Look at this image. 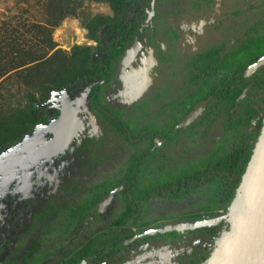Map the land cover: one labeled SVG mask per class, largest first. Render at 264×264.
Listing matches in <instances>:
<instances>
[{
	"label": "rangeland",
	"instance_id": "rangeland-1",
	"mask_svg": "<svg viewBox=\"0 0 264 264\" xmlns=\"http://www.w3.org/2000/svg\"><path fill=\"white\" fill-rule=\"evenodd\" d=\"M58 1L2 0L1 2L0 47L3 46V50H7L8 55L0 59V70L3 67L0 71V119L10 120L19 111L24 115L31 114L36 110V104L38 103L31 100L28 94H35L39 100L48 96L49 93L55 91L53 89L55 80L66 71L68 73V80L70 81L62 90L75 96L85 94V89H82L83 87L78 81L71 82L73 70L82 63L83 57L87 56L88 53L93 60L96 54L104 51V44L100 40L101 37L99 39L92 37L86 22L90 17L95 15L103 14L112 18L117 13L107 1L78 0L80 4L77 7L76 14L67 15L60 22H56L53 19L52 10ZM248 1L253 3V0ZM248 1L244 6L243 2L245 0H216L213 25L211 23L213 21L211 18L213 14H210L208 18L210 17L212 21L210 22V19H207V22L210 24L205 25L203 21L192 17L191 21L190 19L178 18L176 20L178 22L177 26L183 28L190 26L195 30V33L200 34L202 32L205 35L209 33L205 29H209L211 26L220 29L228 26L230 30L225 28L226 31L222 32L223 34H227L225 37L222 36L221 32L214 36V49H218L220 43L223 46L219 48L224 52L234 41L236 42V38L239 35H246L247 27L252 29V25L256 22L258 16H254V9L250 13L241 14L244 9H248ZM251 6H249L250 9ZM260 24L261 33L250 37V40L254 44L250 45L249 49H264V24L261 21ZM97 35L101 36V29L97 32ZM206 45L204 44L203 47H206ZM122 58L123 55L119 57V65L116 67V74L113 79L114 84L112 86L116 85L115 82L119 79ZM144 59L143 65L147 58L144 57ZM141 69L142 72H139L135 68H131V71L124 75L126 78L120 89L125 90L129 88L130 82L134 80L133 76L131 79L129 76L134 74L136 75V79L140 80L139 78H142V74L148 73L147 67L143 66ZM214 76L220 77L219 74H215V71ZM161 84L158 88H156L158 86L156 85L150 91L151 96L145 95V97L141 98L143 100L138 99L135 102L132 107L134 113L132 116H135L136 120L153 123L157 119H160V124L163 125L164 121L161 120L160 111L157 109L155 103L157 99L164 98L175 84L170 79L165 80ZM119 90L117 93L114 92L113 96L119 94ZM47 91H49L48 94ZM248 99L246 102H249V106L252 109L256 108L258 110L257 115L249 120L248 116L251 112L248 108L249 106L242 107L241 112L236 111L233 116H231L232 114L229 115L228 112L220 115L218 121L214 124V143H209V141L198 142L197 148L192 147L189 153L192 160L202 157L201 159L207 162L210 159L205 157L214 154L211 157V161H217L243 141H251L255 144L258 142L264 129V90L256 91ZM84 107L83 104L82 109L79 111V118L83 123V127L84 124L87 125L85 132L70 148L68 157H64L63 159L71 161L74 168L79 170L84 169L81 165L83 164L82 161L87 158V153L89 152L87 149L91 145H94L93 142L97 139L96 135L99 133L96 126L90 125V122L93 120L91 115L84 110ZM169 116L170 114L166 115L167 120L165 123H170L173 120L172 117L171 121H169ZM229 119L231 124H233L232 129L228 132H223L221 129L226 128V123L224 122L226 120L229 121ZM49 131L46 124L36 123L22 138L14 142L12 141L0 149V264H4L5 262L6 264H21L20 253L23 248L27 256L29 255L27 252L33 249L37 250L33 254L35 261L33 259L30 261L26 259L24 264L27 262H29L28 264H45L46 257L55 253L56 248L60 246L62 241L61 235H67V220H73L76 214L74 203L78 200L79 206H75L78 209L89 201L88 195L83 194L88 188V183L76 185L74 187L75 192H73L71 180L69 183L67 179L53 178L50 174L46 175L51 170H54V172L58 170L60 173V169L51 168V165L49 166L45 162L46 159L31 162L29 165H22L21 159L32 148L50 138ZM210 138L212 137L210 136ZM183 150L185 148L181 144L177 143L174 147L172 146L169 174L171 180H176L180 176L190 173L192 170L190 169L193 166L192 162L186 164L182 161V158L189 157L184 155ZM129 156V150L124 151L123 159H118V157L111 155L109 157L111 158L109 167L113 170L112 172L115 171V168H118L120 163L125 162ZM43 164H45V167H41ZM205 165L203 163L199 168ZM35 170L42 173H36ZM98 171L94 169L86 180L91 182L89 188H92V190L95 187H99L104 191L103 188L105 186L101 187V184H99L102 176L100 175V171ZM60 183H64V191L60 190ZM98 192L100 195L102 194L101 190ZM99 193L96 192V195H99ZM215 193L216 187L214 189H203L183 200L154 201V208L149 212V219L155 220L151 226L163 223L164 220L170 221L173 217L177 218L181 215L184 217L203 216L210 218L212 215L216 217L218 214L223 215L233 212L232 208L227 205L218 209L220 205L218 206L215 203ZM81 194L83 195L81 196ZM246 194L247 191L245 192ZM76 195L78 196L76 197ZM119 199L121 197H118V201ZM244 202L243 198L237 200L236 208L238 209V214L241 213ZM213 207L214 213L210 209ZM42 212L44 213L42 214ZM106 223L109 224V222L105 221L104 223L95 222L85 227V230L81 232L79 238L74 240L70 248L68 247L69 241L63 239L64 252L59 255L54 254V257L48 259V263H72V260L76 258V255L74 258L72 256L74 248L77 249L76 246L83 244L86 240H89L90 252L111 243L118 230L107 227L109 225ZM146 227L149 228V226H144L142 229ZM103 229L108 230L102 233ZM202 231V228L182 231L169 234L164 238L147 241V243L135 249L125 259L116 264H168L167 262L175 255L187 250H193L201 244L214 247L215 250V247L218 246L217 241L221 235L220 248L229 240V237L225 233L211 239ZM6 235H15V240L6 242L4 240L7 237ZM34 235L39 240V249L36 248L37 245L34 243L32 248H29V246L21 247L24 241ZM77 257H80V255H77ZM200 264L208 263L203 261Z\"/></svg>",
	"mask_w": 264,
	"mask_h": 264
},
{
	"label": "flooded vegetation",
	"instance_id": "flooded-vegetation-1",
	"mask_svg": "<svg viewBox=\"0 0 264 264\" xmlns=\"http://www.w3.org/2000/svg\"><path fill=\"white\" fill-rule=\"evenodd\" d=\"M247 1L248 0H245V2H243L244 6L245 3L247 4ZM215 3L216 0H150L147 10L144 12L132 13L133 16H139L141 26L132 29L134 32L132 37L127 39L124 49L112 60L114 66L111 73L104 74L100 79L95 81L98 87L95 88L93 83L83 85L82 89H85V94H82V96L81 94L75 96L70 93H65L59 98V101L52 106V109L46 108L47 114L51 116V121V119H55L60 115L58 105L61 103L63 97H69L74 101L82 99L83 101L79 106L77 116L79 118V111L84 104V110L91 115L93 120L90 122V125L96 126L99 133L96 135L97 139L93 142L94 145H91L87 149L89 150L87 158L82 161L83 164H81L84 168L83 170L75 169L71 161L63 160L64 157H68L70 148L75 141L80 139L84 134L87 125L84 124L83 127V123L78 134L72 139L68 147L45 161L49 166L51 165V168L55 167L60 169V173L58 170H55L57 172L51 170L50 172H45L46 175L50 174L53 178L67 179L69 183L71 180L73 192H75L74 187L76 185L88 183V188L83 194H87L89 197V201L81 208L77 209L75 207L78 205V200L74 203L76 214L73 220H67V235H61L62 241L60 246L56 248L55 253L46 257L44 261L45 264H49L48 259L54 257V254L59 255L64 252L63 239L69 241L68 247L70 248L74 240L80 237L85 227L95 222H109V224L106 223L109 225L107 227L118 230V234H115L111 243L102 248L95 249L92 252H90L89 240L76 246L77 249L74 248L72 252L73 258L76 255V258H74V260H76H72L73 262L70 264H91L95 259L99 258L102 260L100 264H109V262L104 261L107 260L105 256L109 254L112 249H119L122 250V252H120L116 260H114L115 263L113 264H116L125 259L128 254L135 249L147 243V241L156 238H164L169 234L182 231L185 232L202 228V232L211 239L219 237L224 232V227L227 225L223 222L215 224L214 215L210 218L203 216L184 217L181 215L177 218L173 217L170 221L164 220L165 222L163 221V223H159L155 226H151L155 220L149 219V212L154 208V201L183 200L203 189H214L216 187L215 203L218 204V206L220 205L218 209L226 205L229 206L230 204V200L228 201L222 198L223 188L213 182L205 185H196L194 187H189V185H187L189 178L195 176L196 179L200 172L208 171L212 168L214 162H216L211 161V157L214 154L205 157L210 159L207 162L201 159L202 157L192 160L189 156L191 148L195 147L196 149L199 144L198 142L201 143L202 141L214 143V124L218 121L219 116L225 112H228L229 115L232 114L231 116H233L236 111L240 113L242 107L249 106V102L246 101L249 100L248 97L251 96H249L250 87L248 86L239 94L237 105L233 106L231 104L219 103L218 107L217 105L214 106V89L223 78V76H214V36L219 32L222 33L226 31V29L230 30L228 26H225L223 29L214 28L212 26L209 29L206 28L205 30L209 31L206 35L202 32H200V34L195 33V30L190 26H185V28L177 26L178 22L176 20L178 18L190 19L191 21L192 17L196 20L203 21L205 25L210 24L207 22V19H210V17L208 18L210 14H213V16H211L213 21L210 19L213 25ZM253 3L248 1V9H244L241 14L250 13L254 9V16H258L255 24L252 25V29L247 27V33L245 32L246 35H239L236 38V42L234 41L233 44L228 47V50L241 49L247 51V53L250 51H260L257 48L254 50L252 48L249 49V47L254 44L252 40H250V37L261 33L260 21L264 24V0H253ZM250 5H252L251 9L249 8ZM173 8H179V11H175ZM104 28L101 30L100 36L102 41L104 40ZM215 30L216 32H214ZM255 30L258 31L255 32ZM225 35L227 34L222 33L223 37H225ZM209 40L211 41L208 42ZM204 44H207L206 47H203ZM222 45L223 44L219 43L218 47ZM130 49L133 58L128 60L127 57L130 53ZM119 51L118 48L117 52ZM101 53L106 54L107 51ZM121 55H123V58L119 79L116 80V85L112 86V84H114L113 79L116 74V67L119 65L118 60ZM263 56L264 54L261 57ZM144 57H146L147 60L143 65L145 61V59L143 60ZM252 64L247 66L245 70L246 76H252L264 66L259 67L255 72L248 75L246 73L247 69ZM143 66L148 68V73L145 75L142 74V78H139L140 80H137L134 74L129 76L130 79L132 76L134 78V80L130 82L129 88L125 90L120 89L126 78L124 75L131 71V68H135L139 72H142L141 68ZM168 79L175 85H173V87L170 86L171 91L167 93L164 98L157 99L155 103L157 109L160 111V118L164 121L163 125L160 124V119H157V123L140 122L136 120L135 116H132V114L134 115L132 107L135 102L138 99L143 100L141 98L145 97V95H150V91L156 85L160 83L156 87L158 88L162 85L161 83ZM118 90L119 94L113 96V93H117ZM262 90H264V88L259 91ZM248 108L250 110L251 106ZM167 114H170L168 117L169 121H171L173 117L170 123H165ZM248 117L250 120V115ZM230 119L224 122L226 123V128L221 129L223 132H228L232 129L233 124H231ZM48 124L49 123L46 125ZM217 130L220 131L219 128H217ZM49 134L51 138L53 133L49 131ZM210 136L212 138H210ZM250 142L251 141H243L241 144L231 149L230 152L240 145ZM177 143L184 146V155L189 156L182 158V161L186 164L192 162L193 166L190 168L192 169L190 173L182 175L176 180H171L169 177L170 157L172 156V146L174 147ZM91 148L92 150H90ZM125 150L130 151L129 158L126 159L125 162L120 163L118 168H115V171L112 172L113 170L109 167L111 159L109 157L114 155L118 157V159H123ZM225 156L226 155L223 157ZM51 160L52 162H50ZM203 163L206 165L199 168ZM43 166L45 167V164L41 165V167ZM94 169L100 171L102 179L99 184H101V187L105 186V188H103L104 191L99 187H95L96 190L94 188L93 190L89 188L91 182H88L86 178ZM35 172L42 173L36 170ZM60 184V190L64 191V183ZM97 190H101L102 194L100 195ZM96 192L99 193V195H96ZM169 193H176L178 195L170 197L168 196ZM83 194H81V196ZM77 196L78 195H76V197ZM118 197H121L119 201ZM64 202L66 203V201ZM210 209L214 213V207ZM43 213L44 212H42V214ZM220 215L222 214H218V216ZM202 219L210 220L211 224L188 230L157 231L160 227L169 223L191 222ZM144 226H149V228L146 227L142 229ZM107 230L103 229L102 233ZM6 236L7 237L4 238L6 242L15 240V235ZM33 243L36 244V248L39 249V240L36 235L24 241L21 247L29 246V248H32V246H34ZM23 250L20 253L21 264H24L26 259L29 261L31 259L34 260L33 254L34 252L36 253L37 250L33 249L27 252L29 254L28 256ZM212 250L214 251V247L201 244L193 250H187L175 255L167 263L200 264L202 261H197L196 256H200L202 252H211ZM77 255H80V257H77ZM190 255L195 256V258L190 259ZM175 258L178 261L174 262ZM28 263L29 262L26 264ZM4 264H6V262Z\"/></svg>",
	"mask_w": 264,
	"mask_h": 264
},
{
	"label": "trees",
	"instance_id": "trees-1",
	"mask_svg": "<svg viewBox=\"0 0 264 264\" xmlns=\"http://www.w3.org/2000/svg\"><path fill=\"white\" fill-rule=\"evenodd\" d=\"M97 1H107L111 4L115 12L117 13L115 17H109L107 15L99 14L90 17L86 25L90 30L91 36L97 39L100 36L97 32L103 30L104 34V51L106 54L98 53L95 59L90 58V54L83 57L82 63L75 67L73 70L72 81H78L81 86L86 84H94L97 88L98 84L95 83L96 80L100 79L104 74H109L113 70L112 60L120 53L127 39L131 38L133 35L132 29L141 26L139 16H133L134 12H144L149 6L150 0H97ZM177 3V2H175ZM80 4L78 0H59L52 10L53 19L56 22H60L65 16L70 14H76L77 7ZM175 11H179V8H173ZM258 30H255L257 32ZM223 46V45H222ZM119 48V52H117ZM264 50L260 51H247L232 49L222 51L218 49L214 50V71L215 74L223 76L221 82L214 89V106H219V103H226L231 105H237V98L239 94L246 88H249V96L256 91L264 88V66L261 67L252 76H246L245 70L249 64L256 62L262 55ZM7 50H3V46L0 47V59L7 56ZM3 68V67H2ZM1 68V70H2ZM0 70V71H1ZM68 73L67 71L59 75L54 84V92L49 93L48 96L37 99L35 94H28L31 100H34L36 104V110L31 114H22L20 111L17 112L10 120L0 119V149L7 146L12 141L19 140L23 137L25 133L30 131V128L36 124H47L50 121V114L45 110L47 107L52 109L58 101L59 98L67 93L62 90V88L68 85ZM48 97V98H47ZM48 100V101H47ZM39 101V102H38ZM250 120L257 115L258 111L255 108L250 109ZM217 117V116H216ZM255 150V143L250 142L240 145L238 148L227 154L222 159L214 162L212 168L208 171L200 172L198 177L195 176L189 178V187H194L196 185H205L207 183L213 182L218 186L223 188L222 198L230 200L231 205L233 198L236 194L238 187L240 186L243 176L247 170L248 164ZM196 181V182H195ZM176 193H169L168 196H177ZM225 223V229H230L231 223L228 219H219L215 224ZM217 226V225H216ZM213 251V250H212ZM211 252L205 251L201 255L196 256L197 261H206L212 254ZM122 252L119 249H112L109 254L105 256L104 261L109 262V264L115 263L116 257ZM190 259L195 258V256L190 255ZM101 258L95 259L91 264H100ZM178 261L176 258L174 262Z\"/></svg>",
	"mask_w": 264,
	"mask_h": 264
},
{
	"label": "water",
	"instance_id": "water-1",
	"mask_svg": "<svg viewBox=\"0 0 264 264\" xmlns=\"http://www.w3.org/2000/svg\"><path fill=\"white\" fill-rule=\"evenodd\" d=\"M132 58L133 54L130 49L127 59L130 60ZM263 65L264 56L250 65L246 73L249 75ZM66 101H71L72 103L69 104L72 106L74 105L75 108H72V106L68 104L67 109ZM81 102L82 99L74 101L69 97L62 98L61 103L58 105L60 115L55 119H51L47 125L49 130L53 133L50 139L44 141L45 143L51 144L47 149L49 152L47 154L35 156H33V153L27 154L21 159L23 166L29 165L31 162L50 159L68 147L79 131L77 123L80 119L77 116V111L79 110ZM69 110L72 112L71 115L76 125L69 128L65 135H61L59 130L54 129L53 126H55L54 123H60V121L68 115L67 112H69ZM80 122L82 121L80 120ZM246 191L247 194L245 195ZM240 198H243L245 202L242 206L241 213L238 214L236 202L240 200ZM229 207L232 208L233 212L214 217V223L223 218L230 221V229H225L223 232L229 237V240L220 248L219 244L222 241L221 235L220 239L217 241L218 246L215 247V250L206 262L208 264H264V129L260 139L255 144V150L249 161L243 180ZM208 224H211V221L208 219L191 222H176L160 227L157 231L188 230Z\"/></svg>",
	"mask_w": 264,
	"mask_h": 264
},
{
	"label": "bare ground",
	"instance_id": "bare-ground-1",
	"mask_svg": "<svg viewBox=\"0 0 264 264\" xmlns=\"http://www.w3.org/2000/svg\"><path fill=\"white\" fill-rule=\"evenodd\" d=\"M66 103H67L66 106L68 109V104L72 103V102L66 101ZM69 105H71V104H69ZM72 108H75V106L73 105ZM67 113L69 116L66 115L65 118L60 121V123L59 122L54 123L55 126H53L54 129L59 130V133H61V135H65V133H67L69 128L74 127L76 125V122L74 121V118L71 115V113H72L71 110H69V112H67ZM77 127L79 129L82 127V122H80V120H78ZM50 145L51 144H49V143L41 142V143L37 144L34 148H32L29 153H33V156L40 155V154H47L49 152V150H47V149L49 148ZM16 168H17V166H16Z\"/></svg>",
	"mask_w": 264,
	"mask_h": 264
},
{
	"label": "built area",
	"instance_id": "built-area-1",
	"mask_svg": "<svg viewBox=\"0 0 264 264\" xmlns=\"http://www.w3.org/2000/svg\"><path fill=\"white\" fill-rule=\"evenodd\" d=\"M1 2H2V0H0V7H1Z\"/></svg>",
	"mask_w": 264,
	"mask_h": 264
}]
</instances>
